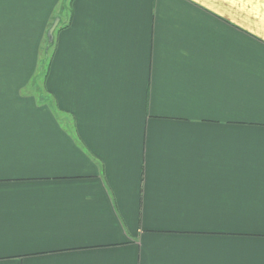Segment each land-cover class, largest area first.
Wrapping results in <instances>:
<instances>
[{
	"label": "crops",
	"instance_id": "obj_1",
	"mask_svg": "<svg viewBox=\"0 0 264 264\" xmlns=\"http://www.w3.org/2000/svg\"><path fill=\"white\" fill-rule=\"evenodd\" d=\"M0 264H264V0H0Z\"/></svg>",
	"mask_w": 264,
	"mask_h": 264
},
{
	"label": "water",
	"instance_id": "obj_2",
	"mask_svg": "<svg viewBox=\"0 0 264 264\" xmlns=\"http://www.w3.org/2000/svg\"><path fill=\"white\" fill-rule=\"evenodd\" d=\"M60 22V19L57 18L52 26V28L50 29L49 31V36H50V40H53V37H54V31L56 30L58 24Z\"/></svg>",
	"mask_w": 264,
	"mask_h": 264
},
{
	"label": "snow or ice",
	"instance_id": "obj_3",
	"mask_svg": "<svg viewBox=\"0 0 264 264\" xmlns=\"http://www.w3.org/2000/svg\"><path fill=\"white\" fill-rule=\"evenodd\" d=\"M189 2L196 6L200 4V0H189Z\"/></svg>",
	"mask_w": 264,
	"mask_h": 264
},
{
	"label": "trees",
	"instance_id": "obj_4",
	"mask_svg": "<svg viewBox=\"0 0 264 264\" xmlns=\"http://www.w3.org/2000/svg\"><path fill=\"white\" fill-rule=\"evenodd\" d=\"M53 39H54V37H53ZM49 41H50V43H49V47L53 44V40H50V36H49Z\"/></svg>",
	"mask_w": 264,
	"mask_h": 264
},
{
	"label": "rangeland",
	"instance_id": "obj_5",
	"mask_svg": "<svg viewBox=\"0 0 264 264\" xmlns=\"http://www.w3.org/2000/svg\"><path fill=\"white\" fill-rule=\"evenodd\" d=\"M58 27V26H57ZM55 32V31H54Z\"/></svg>",
	"mask_w": 264,
	"mask_h": 264
}]
</instances>
